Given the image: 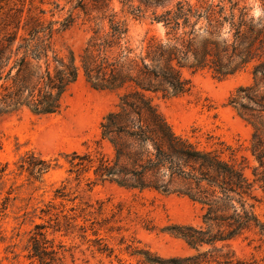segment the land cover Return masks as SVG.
<instances>
[{
  "label": "trees",
  "instance_id": "trees-1",
  "mask_svg": "<svg viewBox=\"0 0 264 264\" xmlns=\"http://www.w3.org/2000/svg\"><path fill=\"white\" fill-rule=\"evenodd\" d=\"M94 1L99 25L77 55L71 48L61 55L53 40L56 31L71 25V15L46 21L40 10L22 22L18 9L0 16V117L23 109L35 115L58 113L64 93L80 75L95 90L116 92L114 109L100 122V141L110 152H73L69 172L91 170L92 183L186 197L202 211L197 224L163 228L182 240L190 254L161 256L145 248L131 254L142 264H256L239 258L232 242L251 232L264 240V222L255 210V183L264 187V22L255 21L248 0H144L146 6H161L152 11L150 23L161 25L164 34L136 40L129 16L141 19L140 6L119 0L121 12L107 13L111 0ZM249 63L253 82L239 87L229 104L252 127L250 152L262 167L254 180L242 163L224 158L222 151L177 134L155 103L156 97L190 89L186 70L223 78ZM38 160V171L47 172L48 163ZM44 228L35 225L28 256L36 264H62L60 248L49 243Z\"/></svg>",
  "mask_w": 264,
  "mask_h": 264
},
{
  "label": "rangeland",
  "instance_id": "rangeland-1",
  "mask_svg": "<svg viewBox=\"0 0 264 264\" xmlns=\"http://www.w3.org/2000/svg\"><path fill=\"white\" fill-rule=\"evenodd\" d=\"M248 2L255 21L262 24L264 0ZM82 3L84 8L80 0H0V16L18 9L23 10L22 22L27 14L40 15V10L46 21H62L71 15V25L56 31L53 40L61 55H67V48L77 55L100 21L93 8L95 1ZM130 3L143 11L141 19L129 16L131 35L136 40L162 38V26L150 23L152 11L159 12L161 6H146L144 0ZM112 9L121 12L119 0L109 2L107 13ZM252 69L249 63L223 78L206 70H186L183 75L190 81L187 92L155 98L159 111L177 134L242 163L250 180L262 171L250 152L252 127L229 100L239 87L252 84ZM117 101L116 92L95 90L80 75L64 93L58 113L35 115L23 109L0 117V169L5 167L0 178V264H36L28 256V240L36 224H43L46 239L60 248L62 264H142L139 256L131 254L135 248L161 256L190 254L182 240L163 228L199 223V205L174 194L92 183L91 170L69 172L73 152H110L100 141V122ZM38 159L48 163L47 172L38 171L42 165ZM255 194V210L264 222L261 182L255 183ZM232 248L239 258L264 264V240L259 235L248 233L247 238L234 240Z\"/></svg>",
  "mask_w": 264,
  "mask_h": 264
}]
</instances>
